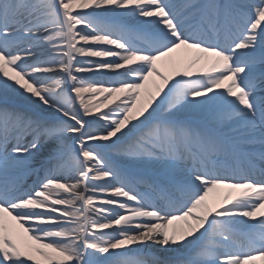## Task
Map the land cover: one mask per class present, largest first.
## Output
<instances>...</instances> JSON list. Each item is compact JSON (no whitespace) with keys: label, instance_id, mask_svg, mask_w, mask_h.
<instances>
[{"label":"snow or ice","instance_id":"1","mask_svg":"<svg viewBox=\"0 0 264 264\" xmlns=\"http://www.w3.org/2000/svg\"><path fill=\"white\" fill-rule=\"evenodd\" d=\"M0 264H264V0H0Z\"/></svg>","mask_w":264,"mask_h":264},{"label":"bare ground","instance_id":"2","mask_svg":"<svg viewBox=\"0 0 264 264\" xmlns=\"http://www.w3.org/2000/svg\"><path fill=\"white\" fill-rule=\"evenodd\" d=\"M30 182H31V179L28 180V183H30Z\"/></svg>","mask_w":264,"mask_h":264}]
</instances>
